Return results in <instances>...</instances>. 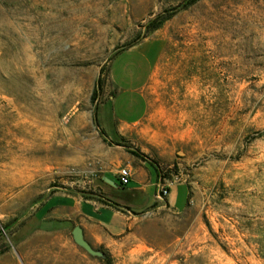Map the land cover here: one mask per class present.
I'll use <instances>...</instances> for the list:
<instances>
[{"label":"rangeland","instance_id":"obj_1","mask_svg":"<svg viewBox=\"0 0 264 264\" xmlns=\"http://www.w3.org/2000/svg\"><path fill=\"white\" fill-rule=\"evenodd\" d=\"M186 1L0 0V264H264V0ZM144 38L150 63L123 52L110 74L136 87L159 51L148 112L104 143L109 61ZM104 109L113 134L120 102ZM130 150L187 185L183 211L157 199L104 257L21 230L46 195L88 188Z\"/></svg>","mask_w":264,"mask_h":264},{"label":"crops","instance_id":"obj_2","mask_svg":"<svg viewBox=\"0 0 264 264\" xmlns=\"http://www.w3.org/2000/svg\"><path fill=\"white\" fill-rule=\"evenodd\" d=\"M152 39L144 38L130 47L118 50L109 61V88L94 109L96 127L104 143L119 142L145 118L149 109L146 87L152 79L159 51L155 55L153 67L148 68L144 79L136 87H121L117 84L110 74L112 59L123 52H136L137 60L141 61V64H149L151 52L148 47ZM135 78V73L129 71L124 79L132 82ZM118 101L121 113L118 111L112 113L115 129L111 134L107 130V111L104 108L109 102L115 106ZM133 113H136L135 116L130 118V114ZM122 161L131 169L130 180L126 185L120 184L117 176V170ZM103 175L113 182L104 181ZM102 176L92 179L88 188L76 190L68 186L58 188L46 195L22 224L21 230H27V236L33 233L59 235L68 243L78 246L72 238V229L78 225L82 229L84 239L93 248H109L116 244L118 239L131 228L136 213L146 212L155 204L158 199V187L163 178L161 174H158L154 164L128 153L118 159ZM181 186L187 188L186 203L183 206H181L184 198ZM188 197L187 185L174 183L168 187V194L164 200L174 211L181 212L186 208Z\"/></svg>","mask_w":264,"mask_h":264},{"label":"trees","instance_id":"obj_3","mask_svg":"<svg viewBox=\"0 0 264 264\" xmlns=\"http://www.w3.org/2000/svg\"><path fill=\"white\" fill-rule=\"evenodd\" d=\"M196 0H187L184 7H187L188 5L194 3ZM167 19V17H155L154 19L150 20V22L148 23L147 25V28H148V31H153V30H156L160 27V25ZM139 41L138 40H135V41H132L131 43L127 44L126 46H124V48H127V47H130L136 43H138ZM123 49V48H122ZM99 79L96 80L95 82V85H94V88L92 89V92H91V95H90V101L91 103L96 99L97 95H98V89H99ZM93 121L95 123V116H94V113H93ZM96 124V123H95ZM109 143H112V144H115V145H121L120 142H113V141H108ZM131 154L135 155V156H138V157H141L142 159H145L142 155L138 154L136 151H133V150H130L129 151ZM146 160V159H145ZM155 164V163H154ZM155 167L158 171V174H161L160 173V169L157 167V165L155 164ZM117 206H120L118 204H115ZM137 214V213H136ZM5 251V250H4ZM3 252V251H1Z\"/></svg>","mask_w":264,"mask_h":264},{"label":"water","instance_id":"obj_4","mask_svg":"<svg viewBox=\"0 0 264 264\" xmlns=\"http://www.w3.org/2000/svg\"><path fill=\"white\" fill-rule=\"evenodd\" d=\"M102 179L108 183H112L113 181L110 180L108 177H106L105 175L102 176ZM72 238L74 240V242L81 247L82 249H84L88 254L92 255V256H96V257H104V252L99 250V249H95L93 248L83 237V233H82V229L80 226L76 225L74 226V228L72 229Z\"/></svg>","mask_w":264,"mask_h":264},{"label":"built area","instance_id":"obj_5","mask_svg":"<svg viewBox=\"0 0 264 264\" xmlns=\"http://www.w3.org/2000/svg\"><path fill=\"white\" fill-rule=\"evenodd\" d=\"M117 176L119 178L120 184H128L131 176V169L129 165L125 164L120 166L117 170ZM173 183L174 181H167L163 178L158 187L157 198L163 199L168 194V187Z\"/></svg>","mask_w":264,"mask_h":264}]
</instances>
